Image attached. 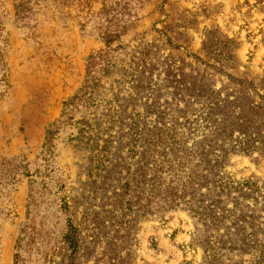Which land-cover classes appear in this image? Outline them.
<instances>
[{"label": "rangeland", "instance_id": "obj_1", "mask_svg": "<svg viewBox=\"0 0 264 264\" xmlns=\"http://www.w3.org/2000/svg\"><path fill=\"white\" fill-rule=\"evenodd\" d=\"M262 245L264 0H0V264Z\"/></svg>", "mask_w": 264, "mask_h": 264}, {"label": "trees", "instance_id": "obj_2", "mask_svg": "<svg viewBox=\"0 0 264 264\" xmlns=\"http://www.w3.org/2000/svg\"><path fill=\"white\" fill-rule=\"evenodd\" d=\"M226 186H228L229 189L232 188V187H230V184H229V183H220L218 187H220L221 189H225ZM261 248H263V249H262V250L260 251V253L258 254V257H259V256H262V257H263L264 246L262 245Z\"/></svg>", "mask_w": 264, "mask_h": 264}]
</instances>
